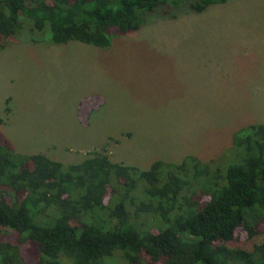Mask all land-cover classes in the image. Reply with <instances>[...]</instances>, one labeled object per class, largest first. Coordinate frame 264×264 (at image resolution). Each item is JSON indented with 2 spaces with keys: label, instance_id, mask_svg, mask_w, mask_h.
Returning <instances> with one entry per match:
<instances>
[{
  "label": "trees",
  "instance_id": "1",
  "mask_svg": "<svg viewBox=\"0 0 264 264\" xmlns=\"http://www.w3.org/2000/svg\"><path fill=\"white\" fill-rule=\"evenodd\" d=\"M224 1L0 0V49L3 38L104 48L150 12L169 19ZM1 138L0 264H29L2 239L6 228L32 246L36 264H264V241L225 243L237 227L251 238L264 224V122L233 133L228 151L242 157L225 167L192 154L142 169L99 152L62 163Z\"/></svg>",
  "mask_w": 264,
  "mask_h": 264
},
{
  "label": "rangeland",
  "instance_id": "2",
  "mask_svg": "<svg viewBox=\"0 0 264 264\" xmlns=\"http://www.w3.org/2000/svg\"><path fill=\"white\" fill-rule=\"evenodd\" d=\"M219 7L169 19L150 12L148 23L111 37L104 48L3 38L0 141L3 136L16 153H43L62 163L99 152L142 169L154 159L178 162L191 139L202 146L209 141L202 136L229 118L240 116L234 126L246 121L247 111L264 115V0H227ZM194 70L203 80L190 88L185 77ZM92 96L102 101L87 112L88 101L80 102ZM229 148L213 161L218 167L242 157ZM258 228L247 238L237 227L225 243L251 249L264 241V224ZM3 231L2 239L36 264L32 246Z\"/></svg>",
  "mask_w": 264,
  "mask_h": 264
},
{
  "label": "crops",
  "instance_id": "3",
  "mask_svg": "<svg viewBox=\"0 0 264 264\" xmlns=\"http://www.w3.org/2000/svg\"><path fill=\"white\" fill-rule=\"evenodd\" d=\"M226 1H224L223 3H225ZM223 3L214 4V5L211 4V5L207 6L206 9L201 11V12H205L206 11V13L208 14L210 12L219 10V8H221V7H219V5H221ZM189 14H195V13H189ZM187 15L188 14H186L185 16H187ZM75 45H76L75 47H78V48H85L86 47L85 43L75 44ZM235 62H236L235 77L238 78L239 77V73H240L239 67H240V64L242 62L238 61V60L235 61ZM197 80H200V82H202L203 77L197 75L195 70L189 72V77H187V75L185 77V82L190 88H192L193 86L197 85L196 83H192L193 81H197ZM214 87L216 89L218 88V86L216 84L214 85ZM85 100L88 101L87 102V107H86L87 112H91L92 108L96 107V104H98V103H100V101H102L101 98H99V97L96 98V96H92V97H89L87 99H83L80 102L81 105L84 103ZM189 114H191V112H189ZM242 117L246 121L240 122L238 125H234V126L232 125V121L235 118H237V119L240 118L239 115H236V116H234L232 118L227 119L226 120L227 124L225 123V125L223 127L213 128V129L209 130L211 132V134H207L206 136H204V135L202 136V140L204 138H207L209 141L206 142V143H202L203 144L202 146H199V145L195 144L193 142V139H191L192 143L191 144L188 143L187 144V148H186V149H190V151L189 152L186 151L185 154H192V155L196 156L197 158H199L202 161H213V160H215L216 157H218L220 154H222V152L225 149H228L231 146V144H232V135L237 129H239V128L243 127V126L249 125V124H254V123H258V122H264V115L263 114H261V115H256L255 114L254 115V114L251 113V111H249V112L247 111L245 114L242 115ZM254 118H259V119H254ZM130 130L131 129H128L127 131H130ZM207 144H209L210 146H207Z\"/></svg>",
  "mask_w": 264,
  "mask_h": 264
}]
</instances>
